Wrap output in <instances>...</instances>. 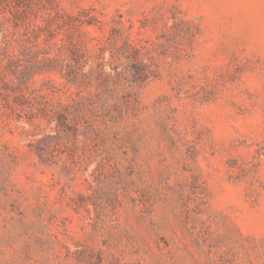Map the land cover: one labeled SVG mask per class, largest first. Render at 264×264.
I'll use <instances>...</instances> for the list:
<instances>
[{"label": "rangeland", "instance_id": "1", "mask_svg": "<svg viewBox=\"0 0 264 264\" xmlns=\"http://www.w3.org/2000/svg\"><path fill=\"white\" fill-rule=\"evenodd\" d=\"M0 264H264V0H0Z\"/></svg>", "mask_w": 264, "mask_h": 264}]
</instances>
